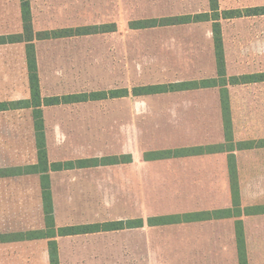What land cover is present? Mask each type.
Listing matches in <instances>:
<instances>
[{
	"label": "crops",
	"instance_id": "obj_1",
	"mask_svg": "<svg viewBox=\"0 0 264 264\" xmlns=\"http://www.w3.org/2000/svg\"><path fill=\"white\" fill-rule=\"evenodd\" d=\"M5 2L12 5L4 13V19L17 18L19 27L17 31L0 35L22 33V1ZM29 2L35 33L45 30H199V42L181 43L185 59L176 63L172 62L171 51L177 45L157 44L156 47L163 49V59L159 60L162 79L134 80L125 86L124 68L119 66L114 88L57 92V84L64 83L62 77L65 81L70 77L65 66L59 65L57 69L52 61L53 73L57 75L48 81L44 67L48 60L42 56L43 45L101 33L34 39L43 99L89 95L96 91L115 90L116 93L114 97L103 99L88 97L42 106L57 233L52 237L23 239L12 235L47 228L42 172L0 177V264H51L49 243L52 240L57 242L60 264H240V243H243L247 264H264V142L255 147L238 146L264 140V134L259 126H251L241 117L246 115V110L237 107L235 90L261 85L264 80L241 84L229 81L233 76L263 72L230 73L223 37L226 85L134 91L137 87L181 85L219 78L212 20L181 24L161 22L169 16L209 12V0V7L204 11L139 18H124L121 13L111 20L93 19L95 15L89 14L86 8L90 10V5H83L81 10L79 7L77 13L76 5L69 4H76V0ZM149 19H158V23L143 28L131 25ZM223 21H220L222 30ZM4 27L10 30L9 26ZM203 30H208L207 40ZM19 45L24 48L26 90L0 101L30 98L27 44L0 46ZM47 56L50 60V52ZM137 67L141 73L148 70V64L140 63ZM48 84H53L47 89L50 91L46 90ZM222 88L228 90L233 141H227ZM124 90L128 92L123 93ZM102 100L115 101V122L102 121L96 124L99 132L93 133L97 128L90 120H75L82 105ZM81 112L83 119L91 116L90 110ZM21 113L26 117L20 116ZM108 113L105 107L99 114ZM4 115L21 131V126L25 125L27 134L23 133L21 140L25 141L16 145L20 157L3 161L0 168L38 164L33 109L0 111V116ZM21 119L26 122H20ZM190 149L196 151L188 152ZM230 156H233L232 170ZM52 164L62 166L52 169ZM190 215L199 217H186ZM139 220L141 225L136 223ZM119 221L131 222V225L113 230L96 228V225ZM69 226H88L89 230L58 233L60 228Z\"/></svg>",
	"mask_w": 264,
	"mask_h": 264
},
{
	"label": "rangeland",
	"instance_id": "obj_2",
	"mask_svg": "<svg viewBox=\"0 0 264 264\" xmlns=\"http://www.w3.org/2000/svg\"><path fill=\"white\" fill-rule=\"evenodd\" d=\"M72 2L74 0H68ZM78 8L90 5L88 13L93 19L111 20L116 14L123 13L124 18L131 16L151 17L168 14H181L188 12L204 11L208 9V0H76ZM221 10L240 9L243 15L247 8L264 6V0H219ZM12 4L0 0V33L17 31L19 27L17 18L4 19V13ZM9 13L8 15H10ZM13 16L14 12H13ZM100 16V17H99ZM223 37L227 59L229 60V72L232 74L252 71L264 72V15L241 16L223 19ZM60 20H53V23ZM63 22H67L64 20ZM60 22V23H63ZM5 25L10 30L5 29ZM51 31V30H49ZM74 34L80 32L73 30ZM203 37L207 40L208 30H203ZM77 35V34H76ZM188 40L199 42V30H118L117 32L94 34L80 40H68L63 43L44 44L43 57H45V71L48 81L57 75L53 73L54 61L58 69L59 65L67 68L70 79L57 84V92L91 89H106L116 86V72L119 66L124 68V84L128 86L135 81L162 79L159 72L162 66L159 60L163 59V49L157 44L173 43L177 46L171 51L172 62L176 63L185 59V53L181 51L180 44ZM147 46V47H145ZM50 52V60L47 59ZM168 52H166V56ZM147 57V59H144ZM148 64V70L140 72L137 65ZM120 64V65H119ZM135 66V67H133ZM56 69V68H55ZM75 76L72 77V75ZM74 78L76 81L73 82ZM81 80L78 83V80ZM64 80V81H63ZM128 80V81H127ZM53 84H48L46 90ZM26 78L24 75V48L21 46H0V99L15 92L23 94L26 90ZM237 107L246 110V115H241L251 126H259L264 134V83L248 87H237ZM50 91V90H47ZM107 107V115L99 114L101 108ZM115 101L102 100L82 105L78 109L76 122L90 120L98 133L100 122L114 124ZM83 111H91V116L84 118ZM25 113L20 116L26 117ZM7 115L0 116V164L3 161L19 158L21 153L16 147L23 133L27 134L26 127L11 125V119ZM88 118V119H87ZM26 122L20 120V122ZM74 121V120H71ZM19 160V159H18ZM264 170V166L262 167Z\"/></svg>",
	"mask_w": 264,
	"mask_h": 264
},
{
	"label": "trees",
	"instance_id": "obj_3",
	"mask_svg": "<svg viewBox=\"0 0 264 264\" xmlns=\"http://www.w3.org/2000/svg\"><path fill=\"white\" fill-rule=\"evenodd\" d=\"M22 1V20H23V32L18 34H9V35H0V45L11 44V43H19L25 42L26 45V60H27V69H28V79H29V89H30V98L21 99L15 101H0V111H7L11 109H19V108H32L33 109V117L35 121V134H36V145L38 151L39 163L36 165L30 166H16L10 168H0V177L4 176H14L21 175L27 173H36L42 172V186H43V202H44V212H45V220L47 228L45 230H35L28 232H20L12 234L17 238H36V237H52L57 232L55 229L54 223V213H53V202L50 190V179L48 175V171L50 170L47 159V147H46V138L44 131V120H43V105H54L60 103H68L72 101H81L87 100L90 97L92 100L103 99L107 97H114L116 91H96L91 94H72L65 96H57L51 98L43 99L41 96V86L39 81V73L37 66V58L35 47L33 41L35 38L37 39H48L55 38L59 36H70L74 35L73 30H45L36 32L33 30L32 26V18L30 11V2L29 0H21ZM210 2V11L205 13L198 14H183V15H174L161 19V22L165 24H181L188 23L193 21H203V20H212L213 21V37L215 43L216 50V60L218 67V75L219 78L213 80H203L201 82L193 81L186 82L181 85L178 84H164V85H153V86H144L134 88L135 92L138 91H166L173 90L175 88H179L180 86L184 87H192L196 88L200 85H217L220 84L224 86L227 84L228 80L226 78V63H225V52L223 46V35L221 30V20L222 19H230L234 17L241 16H257L264 15V6H255L251 8H247V13L243 15V12L240 9H228V10H220L219 0H209ZM158 23V19H149V20H141L136 23H132L131 25L137 26L140 28L148 27L152 25H156ZM104 27V26H103ZM99 29V28H97ZM80 32L76 34H87V33H103V32H111L115 30H79ZM264 80V72L259 74H245L241 76H233L230 77L229 81L231 84H241V83H249L255 81H263ZM127 90H124L123 93H127ZM222 101H223V112H224V123H225V131L227 136V141H233L232 136V119L230 113V104H229V96L228 90L226 88H222ZM264 140L260 141H250L245 142L244 144H238V146H249L255 147L257 145L263 144ZM188 152H195V149L187 150ZM230 167L232 170L233 156H230L229 159ZM62 164H52L51 168L56 169L60 168ZM233 188H234V177L232 176ZM187 218H195L199 217L198 215L186 216ZM136 223L142 224V221L139 220ZM131 222L125 223L123 221L119 222H109L104 225H96V228L106 227L108 230L120 229L125 226H130ZM89 230L88 226H69L60 228L58 233L61 235L66 234H75L81 232H87ZM50 260L51 264H60L58 257V248L57 242L55 240L50 241ZM240 250V264H247V258L245 249L243 247V243L239 244Z\"/></svg>",
	"mask_w": 264,
	"mask_h": 264
}]
</instances>
